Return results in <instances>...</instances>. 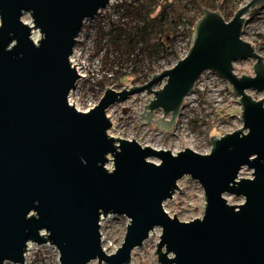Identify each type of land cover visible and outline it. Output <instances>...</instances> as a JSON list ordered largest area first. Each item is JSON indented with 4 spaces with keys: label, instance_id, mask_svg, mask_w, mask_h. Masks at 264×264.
Segmentation results:
<instances>
[{
    "label": "water",
    "instance_id": "obj_1",
    "mask_svg": "<svg viewBox=\"0 0 264 264\" xmlns=\"http://www.w3.org/2000/svg\"><path fill=\"white\" fill-rule=\"evenodd\" d=\"M112 1L0 0V264H25L31 242L54 245L60 264H130L156 227L160 264H264V55L243 38L247 15L264 9V0H250L228 21L204 8L177 64L142 85L107 86L82 111L69 100L80 77L71 57L85 20ZM249 59L253 75L237 74L235 63ZM207 71L229 84L243 122L211 136L210 153H173L109 133L108 108L142 93L148 103L140 120L169 133ZM245 166L252 177H240ZM184 176L205 192L203 216L191 221L164 207ZM226 194L245 201L231 204ZM111 214L129 223L122 246L109 254L101 219Z\"/></svg>",
    "mask_w": 264,
    "mask_h": 264
},
{
    "label": "rangeland",
    "instance_id": "obj_2",
    "mask_svg": "<svg viewBox=\"0 0 264 264\" xmlns=\"http://www.w3.org/2000/svg\"><path fill=\"white\" fill-rule=\"evenodd\" d=\"M222 1L214 0V3L218 5ZM247 2L248 0H232L219 11L230 20L236 10ZM137 5L138 0H113L95 17L85 20L72 55L82 73L70 94L71 103L77 108L86 110L88 102L92 105L99 102L106 90L102 85L105 77L115 78L120 73L136 71L138 77L136 82L123 78V84H118L116 81L111 87L122 90L127 85H142L150 80L151 77H147L150 71L155 73L171 68L188 54L192 38L186 36L176 40L177 55H165L159 58L141 48L134 55H129L128 43H133V34L142 21L136 9ZM190 7L191 14H203V10L198 5H190ZM212 9L216 10L215 7ZM228 13L232 16H227ZM23 20L32 25L29 14L25 15ZM112 23H118L122 27L123 40L120 45H106L109 43L108 33ZM258 26L255 25L247 35L244 33L243 38L247 40L255 38V35L262 32ZM186 27V23H183L179 29H186ZM33 32L35 33L32 36L35 35L38 40L41 36L39 30ZM154 37L151 42H155ZM260 53L264 55V46ZM253 64L254 60L251 59L238 61L235 63V72L239 75H253ZM163 84L164 82L155 88L158 89ZM249 93L256 99L263 97V93L252 90ZM147 98L146 93L135 94L125 101L112 104L107 110L113 123L109 133L117 138L135 139L142 145L169 149L173 153L189 147L205 154L211 151V136H221L243 125L238 98L232 93L229 84L214 72H206L200 78L194 93L186 98L177 123L169 133L159 130L156 125H146L140 120L139 113L148 103ZM162 114V110L157 111V115ZM154 161L158 162L156 159ZM107 167L112 168L113 162L110 161ZM252 172L253 170L245 166L240 172V177L250 178ZM178 184L181 192L180 189L177 190L173 198L165 201V210L171 216L176 214L181 221H191L202 217L206 204L203 187L191 176H184ZM225 196L231 204H241L245 201L243 196L231 194ZM128 223L129 219L124 215L111 214L101 219L103 247L107 253H115L122 246ZM161 234L162 228L156 227L143 245L133 250L130 264H151L152 259L156 264H160L158 255L154 252L157 251ZM28 248L30 249L26 252L25 264H60L59 251L54 245L50 243L38 245L31 242ZM91 264H98V260L92 261Z\"/></svg>",
    "mask_w": 264,
    "mask_h": 264
},
{
    "label": "trees",
    "instance_id": "obj_3",
    "mask_svg": "<svg viewBox=\"0 0 264 264\" xmlns=\"http://www.w3.org/2000/svg\"><path fill=\"white\" fill-rule=\"evenodd\" d=\"M232 0H223L215 5L214 0H138L136 7L141 16V23L137 25L133 34V43L129 45V55H134L139 48L146 49L156 57L167 55H177L176 40L180 34L179 26L183 23L190 24V29H184V33L192 37L193 27L196 19L191 16L190 5H198L201 10L204 8H213L221 10L226 3ZM234 12V11H233ZM227 16H232L228 13ZM227 21L228 19L225 18ZM117 24V26H114ZM108 44H121L123 40L122 27L118 23H112L110 29ZM155 36V42H151ZM264 38V37H263ZM153 71L147 74L151 77ZM127 78L129 81L138 80L136 71L132 73H120L117 77H105L102 81L104 88L112 86L116 81L123 84L122 79Z\"/></svg>",
    "mask_w": 264,
    "mask_h": 264
},
{
    "label": "built area",
    "instance_id": "obj_4",
    "mask_svg": "<svg viewBox=\"0 0 264 264\" xmlns=\"http://www.w3.org/2000/svg\"><path fill=\"white\" fill-rule=\"evenodd\" d=\"M247 1V0H246ZM250 0H248V2H249ZM191 16L193 17V18H195L196 19V21L202 16V15H200V14H191ZM247 18L249 19V23L245 26V28H244V33L247 35V33L251 30V29H254V26L255 25H259L258 26V28H260L261 30H262V32L261 33H258L257 35H255V38H253L252 40H250V39H246L247 41H250V42H252L253 44H255L256 45V50H257V52L259 53V54H261L260 53V51H261V49H262V46H264V9H253L252 11H251V13L250 14H248L247 15ZM187 25V27H186V29H190L191 28V26H190V24H186ZM181 31L182 30H184L183 28H181L180 29ZM181 31H180V34L178 35V37H177V39H179V37L181 38V39H183V38H185L186 36H188V35H186V34H184V33H181ZM188 38H192V37H190V36H188ZM262 55V54H261ZM71 60H72V62H73V64L74 65H76V67H77V69H78V71H79V73H80V75L82 74L81 72H80V67L77 65V63H75V60L73 59V57H71ZM208 73L210 72V71H207ZM206 73V72H205ZM211 73H213V72H211ZM218 77H220L221 79H222V77L219 75V74H217V73H215ZM204 75V73L201 75V77ZM200 77V78H201ZM200 78H199V80H200ZM199 80H198V82H199ZM198 82H197V84H198ZM196 84V85H197ZM69 100H70V102H71V96L69 95ZM73 104V103H72ZM88 107H87V109L86 110H82V111H88V110H90L91 108H93L95 105H92L91 104V102H88ZM79 109V108H78ZM79 110H81V109H79Z\"/></svg>",
    "mask_w": 264,
    "mask_h": 264
},
{
    "label": "bare ground",
    "instance_id": "obj_5",
    "mask_svg": "<svg viewBox=\"0 0 264 264\" xmlns=\"http://www.w3.org/2000/svg\"><path fill=\"white\" fill-rule=\"evenodd\" d=\"M33 33H35V32H33ZM33 39H34V40H37V38L35 37V35L33 36ZM28 249H30V248H27V250H28ZM26 256H27V253H26Z\"/></svg>",
    "mask_w": 264,
    "mask_h": 264
}]
</instances>
